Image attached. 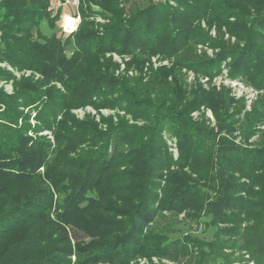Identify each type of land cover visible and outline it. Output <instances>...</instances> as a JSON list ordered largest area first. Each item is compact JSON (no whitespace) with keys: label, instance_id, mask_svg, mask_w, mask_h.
I'll return each mask as SVG.
<instances>
[{"label":"trees","instance_id":"16d2710c","mask_svg":"<svg viewBox=\"0 0 264 264\" xmlns=\"http://www.w3.org/2000/svg\"><path fill=\"white\" fill-rule=\"evenodd\" d=\"M168 1L150 3L126 17L119 0H78L81 26L61 40L55 30L61 6L49 9L53 0H0V62L41 76L16 78L12 71L0 68V81H12L11 93L0 88V163L9 170L22 171L24 166V170H34L43 165L50 151L57 150L44 173L50 187L58 190L67 178H79L77 193L66 201L62 216L87 209L78 202L89 191L95 192L101 181L113 185L104 193L106 198L122 199L130 207L116 213L99 212L123 226V235H118L120 228L96 233L92 229L99 221L90 220L88 226L90 234L115 237L105 250L121 252L118 264H127L138 247L149 255L186 248L184 240L166 241L155 233L147 235L146 241L161 239L163 244L140 246V230L162 211H185L190 217L202 214L200 219L209 217L207 224L216 227L210 241L192 240L191 246L198 244L200 253L194 264H243V252L230 259L223 253L226 247L245 251L255 264H264V131L256 146L236 143L233 137L243 121V137L255 134V125L264 122V107L254 106L240 119L243 100L236 102L225 89L205 91L198 86L186 93L175 70L161 68L144 81L142 76H115L114 63L98 60L106 51L129 54L152 48L159 41L158 51L172 56L187 44H205L217 50L213 57L182 64L213 77L229 58V77L244 79L264 93V0H170L174 5ZM98 15L108 24L88 20ZM201 20L208 28L215 26L214 40L200 27ZM42 23L54 29L48 37L40 32ZM222 27L235 38L234 43L222 39ZM71 37L76 50L68 57L64 49ZM261 101L263 105L264 95ZM88 105L117 110V121H105L104 131L91 120L68 122L69 110ZM201 106L214 114L217 131L190 116ZM32 111L33 125L29 121ZM58 116L64 121H55ZM44 130L53 131V148L44 135H38ZM163 131L176 138V160L167 150ZM85 143L86 148H81ZM110 147L107 160L116 169L124 167L122 172L111 173L109 162L102 166ZM51 201L50 190L40 188L27 201L0 213V232L11 219L19 224L21 212L29 217L26 222L40 221L34 227L41 223L34 234L3 253L0 264H69L64 255L71 253L70 245H60V239L37 258L10 262L18 251L30 252L58 236L59 230L45 228L44 213ZM6 237L7 233L0 234L1 252Z\"/></svg>","mask_w":264,"mask_h":264},{"label":"rangeland","instance_id":"374dc122","mask_svg":"<svg viewBox=\"0 0 264 264\" xmlns=\"http://www.w3.org/2000/svg\"><path fill=\"white\" fill-rule=\"evenodd\" d=\"M159 1L164 2L165 0H119V7L124 9L125 16H130L133 12L148 6L150 3H157ZM170 5H174L172 1H168ZM53 6H61V15L59 20L57 21L56 29L58 31V35L61 37V40H64L66 37L72 34L71 33H64L62 30V20L65 18V22L67 24L72 23V16L78 17V24L82 23V19L78 13V0L75 4V0H53V3L49 5V9H52ZM264 14V13H263ZM88 20H94L96 23L99 24H108V21L103 19L102 16H94L92 18H88ZM81 26V25H80ZM79 26V27H80ZM200 27L204 28L208 36H210L213 40L217 36V31L214 25L210 26L209 28L206 26V23L201 20ZM54 29H51L46 23H42L40 26V32L44 36H49ZM221 33L223 34L222 39L227 43H234L235 38L230 37L227 33V30L222 27ZM161 41L156 43L152 48H147L146 50H136L132 53L127 54H119L117 51H106L100 55L98 59L99 62L104 60H110L114 63V75L118 77H129V78H136L139 76L144 77V81L148 79V77L158 71L161 68L175 70L177 77L183 82V87L186 90V93H191L194 88L200 86L205 91H221L223 89L229 92V96H231L236 102L243 100L244 109L242 110L239 118L242 119L244 113H248L254 106H259L260 109L264 104H261V99L264 95L263 90L257 89L253 87L251 84L246 82L244 79L240 80L238 78H231L229 77L228 67L227 64L229 63V58L226 61H223L220 65V72L210 77L208 75L201 74L199 72H195L192 69L184 66L182 63L190 62L193 60H198V57H208L211 58L214 56V52L217 50L211 49L208 45L205 44H196L191 45L187 44L184 47H180L179 51H177L173 56L167 53L161 54L158 51V48L161 47ZM108 45H104L102 47H107ZM76 50V46L74 44L73 37L70 38L69 44L64 49V54L66 56H71L73 52ZM0 68H6L9 71H12L16 78H20L21 76L27 77L32 76L34 79L41 78V76L31 70H14L10 66H6L5 63L0 62ZM170 79V78H168ZM238 81L240 83H237ZM56 86L59 88L60 83H56ZM0 88H2L5 92L11 93L12 92V81H0ZM190 97V95H189ZM117 110H111L105 108H100L98 110L94 109L92 105L84 106V107H77L69 110L70 121H78L87 123L86 121H94L98 123V128L101 130L106 129L105 121H109L112 119L113 122L117 121L116 116ZM119 117L125 116L124 118L129 122L132 123L131 117L129 115H123V112H118ZM34 111L31 112L30 116V123L33 125L35 124V120L33 119ZM190 116L194 120H204L206 124L211 128L216 130V123L214 114L212 111L205 106H201L200 109L193 111ZM238 117V116H237ZM57 122L64 121L62 120L61 116L57 117ZM104 122V123H102ZM137 124H141L142 122L138 121L135 122ZM244 123V121L241 123ZM236 127L235 131L233 132V137L236 143L246 144L256 146L257 142L260 140L262 131H264V122L255 125L254 130L255 134L251 135L248 139L244 138L242 135V127ZM58 133V131H57ZM32 135V132L28 133ZM38 135H44L47 140L51 143L52 148L54 147V133L51 130H44L43 132L39 133ZM162 137L166 142L167 150L172 156L173 160L178 158V148H177V141L175 137H171L168 135L166 131H163ZM112 145V142H111ZM86 143L81 144V148H86ZM121 146V144H120ZM123 148V147H122ZM58 151H50L45 162L41 167L38 169L31 168L29 170H24L27 166L22 167V171L19 170H9L5 167L3 163H0V213L4 212L15 206V204L23 203L27 201L30 196L37 191L38 189H48L52 194V201L48 209L45 211V228H55L58 231V236L53 237L52 239L42 242L37 247H33L30 252L20 250L15 255V257L10 262H21L29 258H37L48 248L56 245V240L60 239V245H70L71 253L68 255H64L67 260H69V264H118L119 258L121 257V252H115L111 249V251L107 252L105 247L108 242L112 243V240L115 238L114 236H101V235H94L90 234V220L91 223H99L96 228L92 229L96 233L101 232L105 234L106 232H110L112 229H119L120 234L122 236L124 233L123 226L120 224H115L114 219L110 220V215L101 214L100 210H113L114 213L118 211H123L127 207H130V203H123L122 199H110V197L106 198V194L110 192L113 188L111 186L108 187V184L101 181L99 185L94 189L95 192L89 191L88 193L84 194L85 197H81V200L78 202L80 203V207L84 208L82 212L80 210L75 213L73 211L72 214L69 216L60 215L62 212L63 206L66 204V201L71 196H75L77 193V183L79 182L78 177H70L66 179V182L63 183L60 189L55 190L50 187L48 184L46 177H45V169L49 164L56 159V153ZM111 152V147L107 151L106 156L104 157L105 161H102V166H107L109 162L107 160V156ZM110 171L111 173H116L118 171L124 170V167L116 169L113 166L112 162H109ZM104 168V167H103ZM174 169L173 166L170 167V170ZM118 170V171H117ZM163 175H166V171H163ZM161 186H164V181H161ZM41 192V191H40ZM99 194H104L103 197L99 196ZM157 193L160 196L161 191L160 188L157 189ZM41 195V194H38ZM106 198V200L102 199ZM103 201L98 204L96 201ZM77 203V204H78ZM28 205V203H26ZM31 206V205H28ZM20 216V215H19ZM23 219H19V224L13 223L16 219H11L10 224L8 226H3L2 229L5 231H1L0 234H8V237L3 238L2 243V252L0 251V257L3 253H7L11 246L14 245L16 242H22L25 238L30 237L37 231V227L40 226L41 223L37 227H34L36 221L26 222L29 218L25 214H22ZM199 217H190L186 214L185 211L182 212H172V211H162L158 212L152 221L146 223L143 228L140 230L141 235V242L139 243L140 246L156 248L159 244H163V241L160 239L157 241H146V236L150 235L151 233L160 234L162 237L165 238L166 241H178L184 240L186 243V248L178 250L177 247L174 250H167L164 252L165 254H145L140 247H138L129 258L127 264H194L195 260L198 259L200 253H197V246L192 247V240L198 239L201 241H210L212 239L213 233L216 229L215 226H210L207 224L210 221L209 217L201 218ZM15 217V216H13ZM21 218V217H20ZM115 218V216H114ZM119 218V217H116ZM14 220V221H13ZM110 220V221H109ZM14 224V225H13ZM13 225V226H12ZM225 226L224 224H221ZM29 226H32L31 232H29ZM12 227V228H10ZM58 228V229H57ZM227 240L231 241L232 238L228 237ZM59 242V241H58ZM180 242V241H179ZM58 244V245H59ZM121 244L122 240H121ZM141 246V247H142ZM1 247V244H0ZM16 249V248H14ZM13 249V250H14ZM165 251V250H164ZM180 253L183 252V253ZM186 251V252H185ZM240 252H243V264H255V262L250 259L245 251H237L231 250L229 247L223 249L224 254H228L230 259L238 257ZM129 255V253H128ZM54 256V255H52ZM237 264V263H234Z\"/></svg>","mask_w":264,"mask_h":264},{"label":"built area","instance_id":"2783aa9c","mask_svg":"<svg viewBox=\"0 0 264 264\" xmlns=\"http://www.w3.org/2000/svg\"><path fill=\"white\" fill-rule=\"evenodd\" d=\"M76 3H77V0H75V4ZM77 23H78V17L72 16V23L70 25L65 22V18H64L61 23L63 32L64 33L73 32L77 27ZM235 82L240 83L238 81H235Z\"/></svg>","mask_w":264,"mask_h":264},{"label":"bare ground","instance_id":"6f19581e","mask_svg":"<svg viewBox=\"0 0 264 264\" xmlns=\"http://www.w3.org/2000/svg\"><path fill=\"white\" fill-rule=\"evenodd\" d=\"M72 18V17H71Z\"/></svg>","mask_w":264,"mask_h":264}]
</instances>
